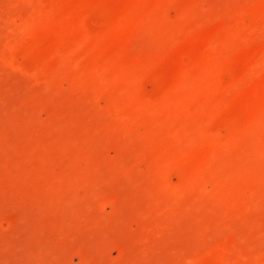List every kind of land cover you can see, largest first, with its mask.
<instances>
[{
  "label": "rangeland",
  "instance_id": "rangeland-1",
  "mask_svg": "<svg viewBox=\"0 0 264 264\" xmlns=\"http://www.w3.org/2000/svg\"><path fill=\"white\" fill-rule=\"evenodd\" d=\"M0 264H264V0H0Z\"/></svg>",
  "mask_w": 264,
  "mask_h": 264
}]
</instances>
